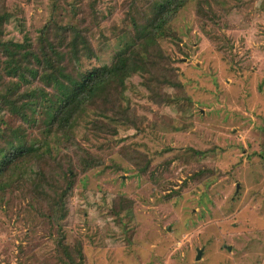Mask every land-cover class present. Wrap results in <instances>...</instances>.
Wrapping results in <instances>:
<instances>
[{
    "label": "rangeland",
    "instance_id": "rangeland-1",
    "mask_svg": "<svg viewBox=\"0 0 264 264\" xmlns=\"http://www.w3.org/2000/svg\"><path fill=\"white\" fill-rule=\"evenodd\" d=\"M153 1L0 0L4 39L69 41L75 26L96 52L81 69L107 65ZM175 16L156 71L174 83L131 76L70 137L0 105V150L39 146L0 194V264H264V0H189Z\"/></svg>",
    "mask_w": 264,
    "mask_h": 264
},
{
    "label": "trees",
    "instance_id": "trees-1",
    "mask_svg": "<svg viewBox=\"0 0 264 264\" xmlns=\"http://www.w3.org/2000/svg\"><path fill=\"white\" fill-rule=\"evenodd\" d=\"M188 1L154 0L152 14L143 16L139 22L140 34L124 43L115 52L110 64L93 65L86 70L81 69L80 65L84 58L93 59L96 52L87 37L75 26L62 28L72 31L69 41H66L64 33L57 34V42H53L48 36L49 31L42 30L39 45L34 47L29 39L24 42L5 40L4 26L9 22V16L1 14L0 105L18 107L25 104L36 119L41 120L45 137L53 134H67L70 137L81 114L97 103L99 106L114 90L123 94L126 81L131 76H146L145 85L149 89L156 81L161 85L173 84L167 72L159 79L156 76V71L166 59L160 43L169 35L173 18ZM66 61L69 63L65 65ZM71 64L74 72L69 68ZM38 150L36 141H26L20 146L0 150V194L9 187L24 183V165ZM68 187L63 190L57 206L51 210L52 214L46 216L50 221L60 224L66 216ZM66 253L70 256L68 249Z\"/></svg>",
    "mask_w": 264,
    "mask_h": 264
},
{
    "label": "water",
    "instance_id": "water-1",
    "mask_svg": "<svg viewBox=\"0 0 264 264\" xmlns=\"http://www.w3.org/2000/svg\"><path fill=\"white\" fill-rule=\"evenodd\" d=\"M201 254H202V251L199 250V253H198L197 259H200V258H201Z\"/></svg>",
    "mask_w": 264,
    "mask_h": 264
}]
</instances>
